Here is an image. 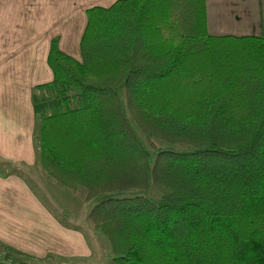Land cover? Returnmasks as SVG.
Instances as JSON below:
<instances>
[{"label": "trees", "instance_id": "trees-1", "mask_svg": "<svg viewBox=\"0 0 264 264\" xmlns=\"http://www.w3.org/2000/svg\"><path fill=\"white\" fill-rule=\"evenodd\" d=\"M86 15L34 89L42 167L96 201L112 264H264V37L211 35L206 0Z\"/></svg>", "mask_w": 264, "mask_h": 264}, {"label": "crops", "instance_id": "crops-1", "mask_svg": "<svg viewBox=\"0 0 264 264\" xmlns=\"http://www.w3.org/2000/svg\"><path fill=\"white\" fill-rule=\"evenodd\" d=\"M116 1L0 0V246L25 263L90 256L81 231L64 225L25 175L46 187L52 200L70 198L43 170L33 93L53 80L47 61L51 41L58 39L62 51L81 59L86 10ZM206 1L211 35L264 37V0Z\"/></svg>", "mask_w": 264, "mask_h": 264}, {"label": "rangeland", "instance_id": "rangeland-1", "mask_svg": "<svg viewBox=\"0 0 264 264\" xmlns=\"http://www.w3.org/2000/svg\"><path fill=\"white\" fill-rule=\"evenodd\" d=\"M43 170L45 171L44 168ZM25 175L28 176L27 180L30 182L33 190L36 191L49 210L53 212L64 225L81 231L85 236L86 244L89 248L87 254L90 256H86L80 260L74 261L75 258H72L71 260L55 258L48 264H112L113 255L108 239L96 229L88 219L89 213L92 207L96 204V201H85V189L79 188L76 192H72L58 183L66 192H69L70 198L67 200L66 196L61 195L60 197L64 200L60 199L54 201L44 190L46 187L41 185L38 180H34V178L27 172H25ZM149 196L152 198H158L160 197V194L154 186H151ZM5 258H7L6 251L0 246V262ZM13 259L18 261V257L15 254ZM21 261L23 262L22 264H39L36 261L26 263H24L25 260L23 259H21Z\"/></svg>", "mask_w": 264, "mask_h": 264}, {"label": "built area", "instance_id": "built-area-1", "mask_svg": "<svg viewBox=\"0 0 264 264\" xmlns=\"http://www.w3.org/2000/svg\"><path fill=\"white\" fill-rule=\"evenodd\" d=\"M23 262L20 260L16 261L13 258H5L4 260H2V262H0V264H22Z\"/></svg>", "mask_w": 264, "mask_h": 264}]
</instances>
